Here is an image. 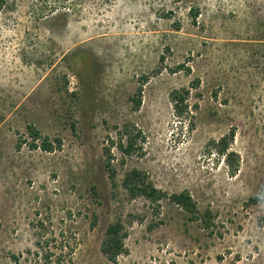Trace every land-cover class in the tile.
Wrapping results in <instances>:
<instances>
[{
  "label": "rangeland",
  "instance_id": "374dc122",
  "mask_svg": "<svg viewBox=\"0 0 264 264\" xmlns=\"http://www.w3.org/2000/svg\"><path fill=\"white\" fill-rule=\"evenodd\" d=\"M35 131L54 151L31 146ZM133 169L166 194L158 204L129 194ZM183 191L212 210L213 233L171 201ZM117 222L127 237L113 260L103 245ZM0 264H264V0H9Z\"/></svg>",
  "mask_w": 264,
  "mask_h": 264
},
{
  "label": "trees",
  "instance_id": "16d2710c",
  "mask_svg": "<svg viewBox=\"0 0 264 264\" xmlns=\"http://www.w3.org/2000/svg\"><path fill=\"white\" fill-rule=\"evenodd\" d=\"M9 0H0V15L7 6ZM189 91L186 89L175 90L172 93V99L175 103V106L179 108V105L184 104L187 100V95ZM181 113V112H180ZM134 135H129L127 138L126 144L120 143V149L127 155H132L137 152V140ZM42 136L40 132L35 131L32 147L37 148L41 147L46 151H54L55 145L49 138H43L41 144H38V140ZM112 144L114 140L111 139ZM216 154L223 156L224 161L226 162L230 173L235 176L240 170V159L239 155L231 150V146L228 142V138H222L218 142H214ZM105 156H106V168L114 180L117 174V169L113 164L114 156L112 153V148L110 146L105 147ZM124 186L132 197L144 196L149 201L154 203H159L160 199L166 196L164 192L159 190L152 183L146 181V176L143 172L138 169H133L129 171L124 179ZM171 201L181 207L185 212H187L188 217L191 221H200L204 227L213 233V228L216 225V220L213 217L211 209L202 211L198 203L193 199V197L186 191L176 193L171 195ZM124 225L121 222L112 224L107 230V237L104 241L103 249L104 252L110 256L111 259H115L117 255L124 252V242L123 240L127 237V234L123 233Z\"/></svg>",
  "mask_w": 264,
  "mask_h": 264
}]
</instances>
